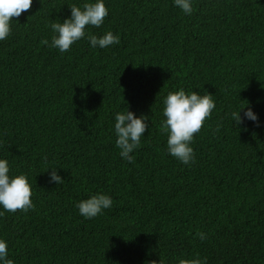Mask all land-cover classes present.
<instances>
[{
	"label": "trees",
	"instance_id": "1",
	"mask_svg": "<svg viewBox=\"0 0 264 264\" xmlns=\"http://www.w3.org/2000/svg\"><path fill=\"white\" fill-rule=\"evenodd\" d=\"M83 2L33 0L0 41V158L10 175L27 174L34 204L0 208L9 257L264 264V0H194L191 16L172 0H105L104 24L86 31H112L119 44L91 48L82 38L61 53L42 43ZM180 88L216 103L192 141L191 166L168 154L159 127L163 98ZM127 107L149 123L134 162L115 146L114 114ZM241 107L259 126L234 125ZM50 167L62 184L49 182ZM97 191L113 205L86 219L76 204Z\"/></svg>",
	"mask_w": 264,
	"mask_h": 264
},
{
	"label": "clouds",
	"instance_id": "2",
	"mask_svg": "<svg viewBox=\"0 0 264 264\" xmlns=\"http://www.w3.org/2000/svg\"><path fill=\"white\" fill-rule=\"evenodd\" d=\"M173 5L185 15L191 16L194 12V0H172ZM33 0H0V41L6 39L11 31L13 17H20L29 10ZM70 16L61 21L52 22L51 41H42L51 48L64 53L82 38H86L91 48H107L110 45L119 44V34L107 31L103 35H96L86 31L87 26L101 27L105 18L109 15V9L105 0H84L82 5H69ZM163 117L160 122V130L167 136V152L184 165L191 166L195 163V151L192 141L206 119L210 118L216 107L213 95L208 93L201 95L199 91L180 88L170 91L163 98ZM246 109V110H245ZM243 112V115L241 113ZM234 125H243L245 120L256 122L259 126L258 114L251 107H241L230 113ZM222 125L218 124L217 129ZM149 123L146 116H137L133 111H121L114 114V133L116 136L115 146L119 149V155L123 159L134 162L132 153L140 146L141 138ZM49 182L56 185L62 184L64 179L59 174V168L50 167ZM48 169V170H49ZM32 186L27 174L10 175V166L7 159L0 158V208L4 211L16 212L17 210L28 211L34 207ZM113 205L112 197L97 191L88 195V198L77 202L76 207L81 216L86 219L94 218L103 213L105 209ZM0 215L3 212L0 211ZM201 239L205 233H198ZM154 261L151 262L153 264ZM0 264H16L9 257L8 243L0 238ZM178 264H202L200 259H180Z\"/></svg>",
	"mask_w": 264,
	"mask_h": 264
}]
</instances>
